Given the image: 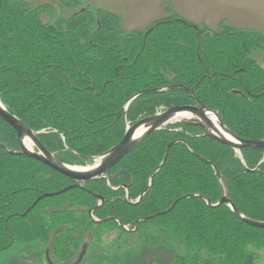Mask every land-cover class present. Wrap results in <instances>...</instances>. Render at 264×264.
Segmentation results:
<instances>
[{
	"label": "trees",
	"instance_id": "obj_1",
	"mask_svg": "<svg viewBox=\"0 0 264 264\" xmlns=\"http://www.w3.org/2000/svg\"><path fill=\"white\" fill-rule=\"evenodd\" d=\"M54 4L0 0V100L63 163L85 167L92 161L84 158L106 152L123 138L126 121L171 105H196V100L217 111L237 136L264 139V70L252 52L264 47L263 33L229 26L212 30L180 17L161 19L144 31L129 30L109 9ZM170 85L194 92L150 91L125 112L137 93ZM174 141L179 142L150 190L139 204L128 203L127 195L136 201L147 188ZM0 144L20 149L16 131L2 120ZM125 157L105 179L45 198L28 212L38 197L72 182L0 146V251L22 236L43 238L51 261L73 264L83 244L94 242L89 228L110 224L132 235L123 226L134 229L140 220L138 234L159 229L175 244L172 264H257L264 229L243 222L228 205L210 207L202 198L186 196L203 195L213 204L221 198L215 170L203 157L222 174L236 208L264 221L263 149L238 154L205 137L200 126L175 122L147 136ZM94 193L104 198L94 217L113 220L98 225L91 219L89 211L98 202ZM50 201L56 204L46 212ZM76 203L86 206L84 213L70 209ZM160 212L165 213L142 220ZM84 221L87 225H81Z\"/></svg>",
	"mask_w": 264,
	"mask_h": 264
},
{
	"label": "rangeland",
	"instance_id": "obj_2",
	"mask_svg": "<svg viewBox=\"0 0 264 264\" xmlns=\"http://www.w3.org/2000/svg\"><path fill=\"white\" fill-rule=\"evenodd\" d=\"M53 1L56 3L54 5L61 9L73 3H76L75 10H78L80 7H83V9L87 8L93 12L97 8L109 9L120 16L123 27L129 30L137 29L144 31L154 22L161 19L180 17L202 28L214 30L222 26H229L232 29H247L264 34V0ZM71 10L67 9V13L70 14ZM252 52L254 58L261 64V68L264 70V47L255 48ZM60 103L63 104L62 102ZM171 148L169 150H167L168 148L166 149L164 154V158L166 157L165 162L169 155H171ZM162 162L158 167L162 168L164 166L165 162L163 164ZM119 163L114 167L119 165ZM54 204H56L54 201L47 203L44 206L46 212L54 209ZM175 205L176 202L174 207ZM62 206L67 208L69 205L66 203ZM70 209L75 211L74 213L77 215L84 213L86 206L83 203H76ZM163 213L165 212L156 213L147 218L150 220L152 217ZM110 220L113 219L111 218L98 225ZM17 223L15 222L13 225H17ZM81 225L87 224L84 221ZM151 226L157 225L155 222H152ZM97 230L99 234H97ZM152 231L154 234H138L136 230L135 232H131V235L123 233L120 228L110 224L94 227V229L89 228L87 233L89 236L94 237V242L90 245L81 264H172L176 252L175 244L171 242V239L162 237L159 229H153ZM47 245L48 241L43 238L30 241L26 239V236L17 238L14 243L0 251V264H48L46 260ZM260 254L261 257L257 264H264V250ZM49 257L52 259L50 254ZM53 263L56 262L53 261Z\"/></svg>",
	"mask_w": 264,
	"mask_h": 264
},
{
	"label": "water",
	"instance_id": "obj_3",
	"mask_svg": "<svg viewBox=\"0 0 264 264\" xmlns=\"http://www.w3.org/2000/svg\"><path fill=\"white\" fill-rule=\"evenodd\" d=\"M214 76V75H213ZM173 89H186L191 93L194 92V89H188L183 85H170L161 88H155L151 90L142 91L134 95L125 107V112L128 110L129 105L133 100H135L141 94H145L150 91L154 92H163ZM236 94H240L239 91H234ZM198 104L196 105H171L158 112L154 115H145L142 116L135 121L134 123H129L126 121V130L123 138L111 147L106 152L97 155L92 158H84L85 160L92 161L91 164L85 166L89 167L88 169H81L79 166H73L60 161L51 151H49L39 140L38 132H35L31 128H29L21 119L10 113L4 104L0 100V120L7 123L11 126L17 134V141L20 149L17 150H9L4 144H0L2 148H4L11 155H18L29 159H34L39 161L46 166L50 167L54 171L68 177L72 182L71 185L65 187L64 189L56 192V193H46L41 195L36 199L34 204L28 209V212L31 211L38 202L45 198L53 197L55 195H60L68 192L69 190L79 188L84 189V185L88 181H95L100 179H105L108 175V172L119 163L126 155L131 153L135 148H137L144 139L150 134L164 129L169 124L174 122H182V123H190L200 126L204 130V136L209 137L221 144L227 145L236 153H241L243 149L247 148H258L264 150V139L252 140V139H243L233 133L226 125L223 123L221 117L218 112L212 110L204 105L200 100H196ZM216 121H214L213 118ZM139 132V133H138ZM26 140L30 141L32 144V148H28L26 146ZM179 141L171 142L168 145V149L173 145L178 143ZM185 142V141H180ZM205 163L211 165L214 170L216 177L218 179L220 188H221V198L217 204H213L212 201L206 198L203 195L194 194L187 195L188 198L199 197L204 199L210 207H218L223 204L228 205L233 210L234 214L243 222L251 225L253 227L264 229V221L254 220L243 215L234 205L231 200L228 186L222 176V174L218 171L217 167L210 161L206 160L203 157H199ZM166 157L164 158L162 164L165 162ZM161 169L158 167L154 173L151 175L150 183L147 188L142 192L139 198L136 201H132L130 196L127 195L125 200L132 204L137 205L142 200L144 195L150 190L153 180L157 172ZM250 171V170H248ZM97 199V205L89 211V216L94 222L101 223L109 219L97 220L94 217V211L100 208L104 204V198L99 194H93ZM174 205H172L168 212L173 209ZM118 220V219H116ZM147 221L148 218L142 219ZM119 221V220H118ZM140 220L135 221L134 229L130 230L128 227L123 226V224L119 221V224L124 227L127 231L135 232L139 227ZM89 244L86 242L80 249L79 256L77 260L73 264H81L87 254ZM46 260L48 264H55L51 261L49 257V250L46 251Z\"/></svg>",
	"mask_w": 264,
	"mask_h": 264
},
{
	"label": "bare ground",
	"instance_id": "obj_4",
	"mask_svg": "<svg viewBox=\"0 0 264 264\" xmlns=\"http://www.w3.org/2000/svg\"><path fill=\"white\" fill-rule=\"evenodd\" d=\"M213 118V117H212ZM214 119V121H216L215 120V118H213ZM139 133V132H138ZM26 146L28 147V148H32V144H31V142L30 141H27L26 140ZM80 167V166H79ZM81 169H88L89 167H80Z\"/></svg>",
	"mask_w": 264,
	"mask_h": 264
}]
</instances>
